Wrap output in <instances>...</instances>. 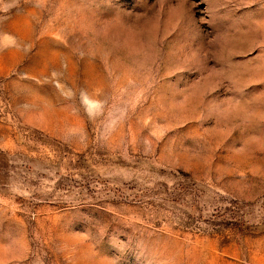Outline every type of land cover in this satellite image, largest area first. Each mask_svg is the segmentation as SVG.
Returning <instances> with one entry per match:
<instances>
[{
  "label": "rangeland",
  "instance_id": "1",
  "mask_svg": "<svg viewBox=\"0 0 264 264\" xmlns=\"http://www.w3.org/2000/svg\"><path fill=\"white\" fill-rule=\"evenodd\" d=\"M0 264H264V0H0Z\"/></svg>",
  "mask_w": 264,
  "mask_h": 264
}]
</instances>
